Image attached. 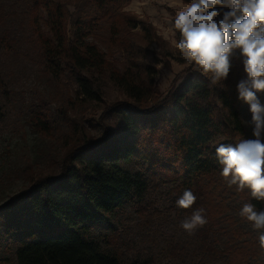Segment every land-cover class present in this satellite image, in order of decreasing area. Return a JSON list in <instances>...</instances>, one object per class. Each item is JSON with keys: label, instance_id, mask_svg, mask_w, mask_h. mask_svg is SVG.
I'll return each mask as SVG.
<instances>
[{"label": "trees", "instance_id": "1", "mask_svg": "<svg viewBox=\"0 0 264 264\" xmlns=\"http://www.w3.org/2000/svg\"><path fill=\"white\" fill-rule=\"evenodd\" d=\"M128 2L0 0V44L9 47L14 34L6 18L19 9L21 27L25 23L31 28L48 71L57 76L65 70L86 96L95 98L97 94L84 72L103 70L106 60L87 37L101 19L119 14ZM119 17L131 29L141 25L154 33L150 25L129 14L120 13ZM176 33L180 39L179 31ZM129 54L135 65H144L143 53ZM184 59L188 67L175 77L160 100L150 104L143 103L146 94L142 95L143 88L135 80L111 72V78L138 102L117 101L105 107L99 118L103 135L80 139L66 152L57 176L38 178L20 193L28 202L23 211L24 232L16 239L17 264H125L120 256L102 247L94 229L108 225L128 202L136 200L138 206L148 188V178L168 175L174 181L177 199L186 189L197 197L191 208H180L181 212L190 217L203 208L208 220L190 239L177 235L165 238L167 257L173 263L264 264L258 232L248 237L243 230L229 233L225 229L227 233H222V222L227 219L229 226L234 218L225 215L228 204L216 205L212 200L217 189L228 187L220 175L215 147L237 143L244 132L237 98L224 85L211 86L194 62ZM148 68L146 65L145 70ZM109 117L118 118L115 128L105 125ZM37 121L45 124L42 119ZM219 138L222 141L216 142ZM135 162L143 170H131L129 166ZM245 190V196L236 191L238 209L251 202L258 211H264V201L252 199ZM238 220L252 227L239 215ZM126 264L151 263L134 258Z\"/></svg>", "mask_w": 264, "mask_h": 264}, {"label": "rangeland", "instance_id": "2", "mask_svg": "<svg viewBox=\"0 0 264 264\" xmlns=\"http://www.w3.org/2000/svg\"><path fill=\"white\" fill-rule=\"evenodd\" d=\"M191 2L194 0H129L121 7L119 14H129L141 24L150 25L154 33H148L141 25L129 28L119 14L101 19L87 41L105 55V68L84 72L97 94L95 98L86 96L65 70L57 76L48 71L31 28L23 22L21 27L19 9L16 15L6 18L14 35L9 38V47L0 44V264H17L16 239L24 232L23 211L28 202L20 193L38 178L57 176L66 152L80 139L103 135L99 118L105 107L117 101L138 102L111 78V72L135 80L143 88L142 95L146 94L147 101L143 103L150 104L154 99L160 100L175 77L188 67L189 63L183 62L184 57L175 47L179 38L173 21ZM44 32L51 35L47 28ZM137 51L143 53L144 65L130 61L129 53L133 56ZM241 79H246V74L242 58H237L221 85L237 98L244 128L238 141L255 138L249 105L238 98L237 83ZM257 95L264 104V93ZM37 119L45 124H38ZM118 122L116 117L105 119L109 128H115ZM220 141L222 138L216 142ZM129 168L143 170L137 162ZM147 181L148 188L138 206L136 200L128 202L108 225L94 229L93 234L105 250L120 256L125 264L134 258L151 264H177L167 257L165 238L177 235L182 240L190 239L193 234L188 235L180 227L181 221L188 217L176 207L175 185L170 175ZM220 189L212 200L216 205L228 204L225 215L234 218L229 226L227 219L222 222V233L243 230L248 232L247 237L256 234V230L238 220L240 197L235 186ZM241 194L245 196L248 192Z\"/></svg>", "mask_w": 264, "mask_h": 264}, {"label": "clouds", "instance_id": "3", "mask_svg": "<svg viewBox=\"0 0 264 264\" xmlns=\"http://www.w3.org/2000/svg\"><path fill=\"white\" fill-rule=\"evenodd\" d=\"M173 27L181 37L175 47L207 76L211 86L226 81L233 60L242 58L246 79L237 83V92L249 105L255 138L220 143L215 154L229 188L235 186L237 192L247 189L252 199L264 201V104L257 95L264 93V0H194L174 18ZM196 199L186 189L176 207L189 209ZM204 211L197 209L180 227L188 235L194 234L208 223ZM238 215L258 232L264 251V211L245 202Z\"/></svg>", "mask_w": 264, "mask_h": 264}]
</instances>
